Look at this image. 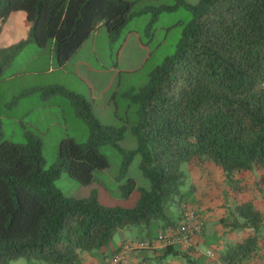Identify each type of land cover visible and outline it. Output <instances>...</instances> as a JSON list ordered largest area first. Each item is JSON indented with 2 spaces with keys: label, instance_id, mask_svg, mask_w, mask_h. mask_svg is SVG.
<instances>
[{
  "label": "trees",
  "instance_id": "trees-1",
  "mask_svg": "<svg viewBox=\"0 0 264 264\" xmlns=\"http://www.w3.org/2000/svg\"><path fill=\"white\" fill-rule=\"evenodd\" d=\"M132 4L0 0V29L12 12H25L31 24L26 42L43 49L52 45L57 65L63 66L100 25L110 42L118 39ZM189 8L193 17L174 54L153 70L134 97L139 122L137 148L131 154H140V170L150 182L134 207H106L94 195L65 197L53 186L61 170L90 184L95 170L108 168L96 146L116 145L123 132L95 121L90 103L81 97L68 94L90 127L89 140L79 144L71 137L62 139L57 163L49 168H44L37 137L14 143L0 132V264L20 259L27 264H81L84 253L112 258L120 248L106 249L124 229H135L138 241L151 245L159 232L178 227L187 205L200 219L188 165L216 166L234 192L244 190L238 176L245 172L259 170V183H264V0H200ZM24 43L0 51V78ZM134 187L129 178L123 195L128 197ZM220 224L229 232L246 233L216 251L221 264H264V213L252 201L235 205ZM180 247L166 245L157 260L174 256L202 264L186 251L192 246L185 251ZM211 252L206 264L215 259Z\"/></svg>",
  "mask_w": 264,
  "mask_h": 264
},
{
  "label": "rangeland",
  "instance_id": "rangeland-1",
  "mask_svg": "<svg viewBox=\"0 0 264 264\" xmlns=\"http://www.w3.org/2000/svg\"><path fill=\"white\" fill-rule=\"evenodd\" d=\"M199 1L136 0L132 5L129 20L121 30L118 39L109 42L104 32L96 37V49L102 59L103 66H113L115 71L96 77V83L101 84L102 87L113 77L111 88L103 93L102 99L97 97L94 103L85 98L84 100L90 103L92 117L95 121L105 127L122 129L123 132L121 138L116 142L117 146L112 142H104L96 146L98 152L107 159L108 168L95 170L90 184H81L70 178L65 170L60 171L58 177L53 181V186L63 196L83 199L94 195L103 206L132 208L140 197L141 189H149V179L143 175L139 167L140 154H131L137 148L135 130L139 122V107L134 97L140 89L149 83L153 70L174 54L184 26L193 17L189 7L196 5ZM165 7H169L170 10H165ZM103 29L106 31L105 28ZM131 31L137 32V36L132 35L129 41L126 40L124 44L125 36ZM135 37L138 38V41L135 40ZM92 39L90 38L87 42L84 51L80 52V57L84 58L88 52L90 53L93 48ZM55 61L56 58H54ZM18 67L16 64L12 70H16ZM27 70L32 71L33 67H29ZM56 78L55 74H42L39 81L50 82ZM61 84L66 88V91L76 90L87 96L88 89L76 77L64 79ZM10 85L15 84L0 88V113L3 114L9 111L4 103L6 97L9 98L8 93L10 92H6V87H9L10 90ZM33 97L35 99L36 95ZM50 102L58 104L64 115L61 117L59 110L50 109V114L47 116L48 121H43L41 125H38L39 131L43 135L34 133L43 143L44 168H49L57 163V142L67 136L79 144H85L90 135L89 125L77 115L69 98L57 94L50 98ZM106 103L107 105H105ZM49 121L55 123L49 125L51 123ZM3 122L7 125L3 138L14 143L25 142L26 139L22 137L18 128L11 132V127L16 123L6 119ZM24 122L28 123L29 119H24ZM65 128L67 135H65ZM129 178L135 181V187L132 193L125 197L122 187ZM137 234L135 229L118 231L106 251L109 252L110 249L117 248V243L126 237L128 239L136 238ZM18 263L27 264L24 259L17 260L14 264Z\"/></svg>",
  "mask_w": 264,
  "mask_h": 264
},
{
  "label": "crops",
  "instance_id": "crops-1",
  "mask_svg": "<svg viewBox=\"0 0 264 264\" xmlns=\"http://www.w3.org/2000/svg\"><path fill=\"white\" fill-rule=\"evenodd\" d=\"M128 1L133 4L136 2V0ZM30 26L31 24L27 19L26 13L17 11L12 12L8 16L0 29V51L25 42L8 65L3 68L0 78L1 89L4 88L1 86L15 84L10 85L11 91L8 89L9 87H6V92L10 93H8L9 98L6 97L4 106L9 111L5 114L0 113V132L2 137H5L7 128L6 123L3 122L4 119L16 123V125L11 127V132L18 128V130L21 131L22 137L25 139L28 136L37 137V135L34 134L35 132L43 135V133L39 131L38 125H41L43 121H48L47 116L50 114V109L55 108L59 110L61 117L64 115L58 104L50 102V98L57 94L69 99L70 97H68V94H72L94 103L97 97L102 99L104 96L103 93L111 88L113 77L110 79V82H105L104 87L96 83V77L98 75L113 73L112 71H115L113 66H103L102 59L97 53L96 37L104 32L107 39H109L108 33H106L107 30L104 31L103 28L105 27L103 25L96 28L88 40L84 42L63 66H58L56 61L54 62L55 52L52 45L43 49L35 43L26 42ZM132 35L137 36V32H129L124 38V44L126 40L129 41ZM90 38H93V48L90 53L88 52L87 56L82 58L80 57V52L84 51ZM135 38V40L138 41V38ZM91 59L93 60L92 63ZM16 64L19 67L16 70H12ZM29 67H33V70L28 71L27 69ZM42 74H55L57 78L50 82L39 81V77H41ZM72 77H76L77 80L84 83L88 89V91L86 90L87 96L76 90L66 91L61 81L67 78L72 79ZM53 88L58 89V91L51 92L50 89ZM34 95H36L35 99L33 97ZM70 101L71 106L74 107L71 99ZM105 105H107V103ZM24 119H29V122H24ZM49 122H51L49 125L55 123L52 121ZM64 130L66 132L65 135H67V129L65 128ZM38 139L41 141L42 147L40 149L43 152L42 140L40 138ZM6 140L10 141L7 138ZM60 142L61 141L57 142V147H59ZM185 169L189 182L194 185L196 189L194 192V199L197 204L194 208H196L197 212L198 210L201 211L200 220L203 222L201 233H198L192 240L191 246L195 249L192 248V250L189 248L186 251H188L191 259L206 264L209 261L206 252L208 250H213L215 259L212 264H221L216 258L218 256L216 251L223 250L228 243L239 241L246 236V233L229 232L227 228L222 227L220 220L226 217L235 205L246 201H252L254 206L264 213V183H259V179L263 173L259 170L242 173L238 176V179H242L241 185L245 186V188L239 192H234L226 184L223 172L212 164H204L201 167L188 165ZM139 243L137 238L128 239L127 237L119 241L117 243V247L120 248L118 254H122L124 259L123 262L117 264H190L183 258L174 256L166 257L159 262L157 257L161 256V251L164 248L160 242L153 239L151 245L147 248L139 247ZM180 248L185 251L182 246ZM110 259L112 258L94 257L84 253L81 256V264H105ZM255 263L256 262L250 261L248 264Z\"/></svg>",
  "mask_w": 264,
  "mask_h": 264
},
{
  "label": "built area",
  "instance_id": "built-area-1",
  "mask_svg": "<svg viewBox=\"0 0 264 264\" xmlns=\"http://www.w3.org/2000/svg\"><path fill=\"white\" fill-rule=\"evenodd\" d=\"M203 228V222L197 218L195 212L191 208L185 207L182 211V219L178 227L170 230L168 233H159L156 241L160 242L163 247L170 244H178L184 249L191 247L193 238L200 234ZM150 245L148 243H139V247L147 248ZM206 255L213 257L211 251H207ZM123 255L116 254L112 259L108 260L105 264H117L123 262ZM264 263V253L262 255Z\"/></svg>",
  "mask_w": 264,
  "mask_h": 264
}]
</instances>
